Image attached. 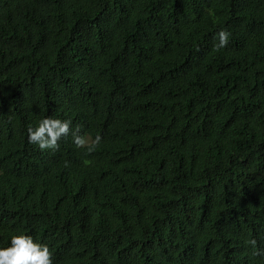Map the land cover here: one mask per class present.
I'll list each match as a JSON object with an SVG mask.
<instances>
[{"label": "trees", "instance_id": "obj_1", "mask_svg": "<svg viewBox=\"0 0 264 264\" xmlns=\"http://www.w3.org/2000/svg\"><path fill=\"white\" fill-rule=\"evenodd\" d=\"M49 115L86 144L30 142ZM21 231L54 264H264V0H0V247Z\"/></svg>", "mask_w": 264, "mask_h": 264}, {"label": "clouds", "instance_id": "obj_2", "mask_svg": "<svg viewBox=\"0 0 264 264\" xmlns=\"http://www.w3.org/2000/svg\"><path fill=\"white\" fill-rule=\"evenodd\" d=\"M220 46L228 42L229 33L221 30ZM72 121L54 116H45L38 123L28 129V139L38 144L41 149L57 148L62 137L73 132L74 142L78 146L86 144V138L72 130ZM99 139V137L97 138ZM256 243L255 240L252 241ZM53 252L47 243L34 239L31 234L21 231L11 237L6 247H0V264H54Z\"/></svg>", "mask_w": 264, "mask_h": 264}]
</instances>
